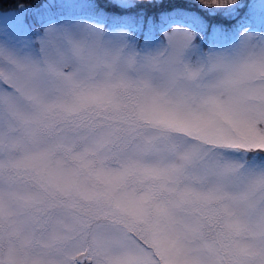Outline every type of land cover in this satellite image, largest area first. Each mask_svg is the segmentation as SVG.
<instances>
[{"label": "snow or ice", "instance_id": "1", "mask_svg": "<svg viewBox=\"0 0 264 264\" xmlns=\"http://www.w3.org/2000/svg\"><path fill=\"white\" fill-rule=\"evenodd\" d=\"M0 11V264H264V0Z\"/></svg>", "mask_w": 264, "mask_h": 264}, {"label": "rangeland", "instance_id": "2", "mask_svg": "<svg viewBox=\"0 0 264 264\" xmlns=\"http://www.w3.org/2000/svg\"><path fill=\"white\" fill-rule=\"evenodd\" d=\"M165 1L168 2V0H165ZM180 1H183L185 3L184 5H186V7H188L189 10L191 8L192 10H190V11L199 12L200 15L204 16L206 24L209 26V30H210V26H211V21L217 22L219 20H223L220 17H215V18L208 17L205 13L200 12V9L196 3V0H180ZM16 2H17V0H0V11L10 10V9L14 8ZM23 2L34 4V3L39 2V0H27V1L23 0Z\"/></svg>", "mask_w": 264, "mask_h": 264}, {"label": "trees", "instance_id": "3", "mask_svg": "<svg viewBox=\"0 0 264 264\" xmlns=\"http://www.w3.org/2000/svg\"><path fill=\"white\" fill-rule=\"evenodd\" d=\"M27 1V0H26ZM180 3L183 5V6H185L186 7V5H184L185 3L183 2V1H180ZM169 6V2H166L165 1V7L167 8ZM188 8V7H187ZM190 10H192L191 8H190ZM213 24H221V25H223V26H228V22L227 21H225V20H219V21H211V25H213Z\"/></svg>", "mask_w": 264, "mask_h": 264}]
</instances>
